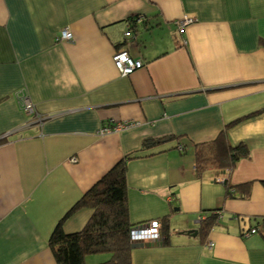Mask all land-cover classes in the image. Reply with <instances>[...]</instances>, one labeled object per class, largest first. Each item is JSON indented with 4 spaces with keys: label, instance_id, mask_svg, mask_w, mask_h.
<instances>
[{
    "label": "crops",
    "instance_id": "crops-1",
    "mask_svg": "<svg viewBox=\"0 0 264 264\" xmlns=\"http://www.w3.org/2000/svg\"><path fill=\"white\" fill-rule=\"evenodd\" d=\"M119 50L144 67L121 76ZM261 110L264 0H0V264H57L49 238L65 213L146 139L167 136L191 146L166 142L127 165L131 224L158 220L169 236L143 242L133 263L264 264ZM120 123L132 126L99 134ZM223 131L250 157L198 175L192 144ZM247 183V198L229 197L226 184ZM218 210L205 240L186 234ZM92 215L77 212L65 232Z\"/></svg>",
    "mask_w": 264,
    "mask_h": 264
},
{
    "label": "trees",
    "instance_id": "trees-1",
    "mask_svg": "<svg viewBox=\"0 0 264 264\" xmlns=\"http://www.w3.org/2000/svg\"><path fill=\"white\" fill-rule=\"evenodd\" d=\"M242 120L239 119L228 127ZM184 139V137L178 136L146 139L139 151L119 161L87 191L59 220L49 238V248L57 264H87L88 256L97 255H108L109 257L96 264H134L133 252L149 247V245L132 240L131 232L136 227L130 222L128 162L147 157L148 155L145 153L148 149L174 140L177 141V146L182 145V150L185 152L191 144ZM192 146L198 175L211 169L219 171L233 169L242 159L249 158L251 155V150L246 143L241 142L233 145L224 131L214 141L192 144ZM226 186L231 198H247L250 194V183L241 186L226 184ZM240 189L243 192L241 191L240 195H237ZM83 209L93 211L85 228L80 232H65L66 221ZM219 217L220 210L201 220L198 235L202 240H205L214 226L218 224ZM167 229L166 224L162 225L161 240L163 243H166L169 238L168 235H164V230Z\"/></svg>",
    "mask_w": 264,
    "mask_h": 264
},
{
    "label": "built area",
    "instance_id": "built-area-1",
    "mask_svg": "<svg viewBox=\"0 0 264 264\" xmlns=\"http://www.w3.org/2000/svg\"><path fill=\"white\" fill-rule=\"evenodd\" d=\"M192 22V19H187L183 21L181 26H185L186 24H189ZM61 39L64 41H71L73 39L72 34L65 30L62 33ZM113 61L118 69L121 76L126 77L131 74H133L135 71L141 69L144 67V63L141 60H135L133 59L127 51H119L116 52L113 56ZM20 104L21 108L27 113V114H34L35 108L33 104L24 96H21L20 98ZM39 121L42 119L41 116L38 115ZM132 124L130 123H124V124H117L114 126V124H106L104 125L101 130L99 131V134L101 135H107L111 134L113 132H120L126 128L131 127ZM182 149V148H181ZM205 219V218H201ZM162 223L158 220H154L143 227H136L132 230V240L135 242H146V241H153L161 239L162 237ZM258 230L253 229L249 232H246L244 236H249L251 234L256 233ZM212 247L213 244H210Z\"/></svg>",
    "mask_w": 264,
    "mask_h": 264
},
{
    "label": "water",
    "instance_id": "water-1",
    "mask_svg": "<svg viewBox=\"0 0 264 264\" xmlns=\"http://www.w3.org/2000/svg\"><path fill=\"white\" fill-rule=\"evenodd\" d=\"M187 235H192L193 237H196L198 235V231H189V232H186Z\"/></svg>",
    "mask_w": 264,
    "mask_h": 264
},
{
    "label": "rangeland",
    "instance_id": "rangeland-1",
    "mask_svg": "<svg viewBox=\"0 0 264 264\" xmlns=\"http://www.w3.org/2000/svg\"><path fill=\"white\" fill-rule=\"evenodd\" d=\"M140 21H142V20L140 19ZM192 21H193V20H192ZM119 51H125V50H119ZM119 51H117V52H119ZM113 62H114V61H113ZM126 77H127V76H126ZM115 125H117V124H114V126H115ZM180 148H182V145L180 146ZM201 220H202V219H201ZM153 221H154V220H153ZM150 222H152V221H150ZM150 222H149V223H150Z\"/></svg>",
    "mask_w": 264,
    "mask_h": 264
}]
</instances>
